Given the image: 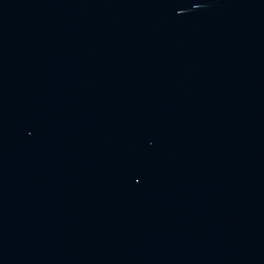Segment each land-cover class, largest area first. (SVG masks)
Returning <instances> with one entry per match:
<instances>
[{"label":"water","instance_id":"1","mask_svg":"<svg viewBox=\"0 0 264 264\" xmlns=\"http://www.w3.org/2000/svg\"><path fill=\"white\" fill-rule=\"evenodd\" d=\"M0 264H264V0H0Z\"/></svg>","mask_w":264,"mask_h":264}]
</instances>
